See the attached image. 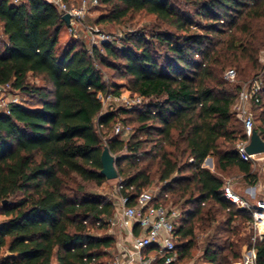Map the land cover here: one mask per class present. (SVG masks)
Here are the masks:
<instances>
[{"label": "trees", "instance_id": "1", "mask_svg": "<svg viewBox=\"0 0 264 264\" xmlns=\"http://www.w3.org/2000/svg\"><path fill=\"white\" fill-rule=\"evenodd\" d=\"M182 1L98 0L109 9L95 24L147 12L165 29L152 30L150 38L127 33L121 46L88 48L79 39L61 44L66 24L49 1L0 0V84H11L23 100L0 113V264H104L112 257L114 202L82 184L107 181L101 172L105 146L117 160L116 180L131 197L165 182L156 198L181 213V262L202 232L209 264H231L240 242L255 248L257 264H264L253 209L224 196V172L231 168L252 186L259 180L252 162L237 152L246 140L233 110L242 86L225 74L243 65L259 69L255 75L263 71L264 0ZM105 69L126 79L142 103L104 110L99 93L109 94L114 78ZM31 76L43 85L31 83ZM259 105L262 123L255 130L264 140V92ZM132 123L128 139L114 133L117 124ZM210 156L215 171L203 166ZM240 219L252 233L224 240L237 232L231 226Z\"/></svg>", "mask_w": 264, "mask_h": 264}, {"label": "built area", "instance_id": "2", "mask_svg": "<svg viewBox=\"0 0 264 264\" xmlns=\"http://www.w3.org/2000/svg\"><path fill=\"white\" fill-rule=\"evenodd\" d=\"M13 1L17 3L20 0ZM47 1L58 9L62 17L70 14V24L67 25L69 32L77 39H81L82 34H85L91 48L120 41L123 37L122 34L117 36L105 31L98 24L86 22L90 11L98 6V0H78L76 4L72 3L73 0ZM235 77L236 71L233 69L225 74V78L229 81H235ZM263 92L264 68L242 86L235 103V112L242 121L246 133V140L237 144V152L244 161H252L254 157L248 154L246 147L255 130L252 106L261 103ZM109 95L107 94L108 98ZM99 98L102 100L104 93H99ZM142 101L141 96H136L127 103L137 105ZM13 104H22L20 95L11 84H0V113H9ZM114 133L128 136L130 129L117 124ZM117 191L119 197L114 202L115 212L108 222V233L117 239L116 253L109 264H182L177 250L176 236V226L181 218L179 209L170 203L159 202L156 194L151 190H142L135 197H131V190L125 189L121 179H118ZM224 196L239 208L253 209L256 237L263 240L264 231L261 226L264 225V199H257L254 204L243 199L234 191L231 180L226 181ZM256 237L253 240H256ZM245 264H257L255 248L249 247Z\"/></svg>", "mask_w": 264, "mask_h": 264}, {"label": "rangeland", "instance_id": "3", "mask_svg": "<svg viewBox=\"0 0 264 264\" xmlns=\"http://www.w3.org/2000/svg\"><path fill=\"white\" fill-rule=\"evenodd\" d=\"M179 5H181V2L183 3L182 0H176ZM109 8H104L98 5V7L93 8L89 15L86 17V22L88 23H94L95 20L101 15L102 13H106ZM109 12V11H108ZM200 23H203V21H200ZM102 29H104L107 32L116 34L117 36L119 34H122L123 36L127 33H133V32H144L148 34V38H150V32L152 30H157L160 28L165 29V25L160 22L154 15L148 14L147 12H139V13H131L128 15L122 22L116 23V22H111L108 24L104 25H99ZM160 26V28H158ZM192 31L199 32L200 30L198 29L197 26L192 28ZM77 38L69 32L67 29V26L63 28V31L61 32L60 35V42L64 46L68 42H72L73 40H76ZM80 41H83L86 43L88 48H91V45L88 41V38L86 37L85 34H82ZM113 43L117 44L118 46H121L120 41H114ZM263 59H264V48L260 50L259 55H258V62L260 64V69L263 67ZM236 71V77L235 81H230L232 84H238L243 86L247 82H249L255 74L258 72L259 69H254L252 66H242V69L240 71L234 69ZM105 71L108 73L109 77H114L110 81V92H109V98L107 94H104V110H116L118 108H133L135 105H128L127 101H132L137 94H135L129 87L128 81L126 79H120L116 77V74L114 70H107ZM228 71V70H227ZM30 82L33 84L37 85H43V81L40 78H34L30 77L29 78ZM19 94V93H18ZM20 95V94H19ZM103 95V94H102ZM21 97V95H20ZM21 101L23 103L22 97ZM34 101L29 100L28 104L32 105ZM253 112H254V122L255 126H260L261 125V113L263 111V108L258 105V106H252ZM235 111V107L233 109ZM236 113V112H235ZM236 119H238V122H242L240 118L235 114ZM135 124L132 123L130 126L125 127L130 129V134L132 132V127ZM130 134L127 135H122V138L128 139ZM209 158L212 159L214 163V158L213 156H210ZM252 162V172L255 173L258 177V186L264 185V153L256 154L253 157ZM204 167L209 168L212 171H215V165L211 166L207 160H205ZM225 174V180H231L233 184H235V188L238 192L241 194L245 193V189L248 187L252 186L248 184V182L245 181L244 179V174L240 172L236 168H231L227 171L224 172ZM85 185L86 189L89 192H93L96 194L104 195L109 198L112 202H116L118 200L117 197H119V192L117 191V184L118 181L116 179L114 180H107L101 185H97L95 183H82ZM165 185V182H159V181H154L152 185L146 188V190H151L153 191L156 195L158 194L159 190L161 189L162 186ZM246 194V193H245ZM249 197V196H247ZM246 198V197H245ZM249 200H254L251 196L248 198ZM264 199V197L262 198ZM254 202V201H253ZM115 212V211H114ZM4 216L0 214V223L3 222ZM231 228L237 229L236 233H229L230 235H224V240L226 238H230V240L238 241L240 238L246 237L248 234H251L253 229L252 226L248 222H242L241 219L237 220L232 223ZM262 230L264 231V227H262ZM105 231H100V234H104ZM106 233V232H105ZM229 236V237H228ZM204 234L202 232H199V242L197 248H195L192 253L191 257L186 261L188 264H209L207 260L204 258ZM239 252L240 256L238 259L234 260L231 262V264H245V258L249 249V244L248 242H240L239 243ZM116 253V246L115 248L111 251V253ZM113 256V255H112ZM112 260L111 258H105L103 259L104 264H109ZM184 263V262H183Z\"/></svg>", "mask_w": 264, "mask_h": 264}, {"label": "water", "instance_id": "4", "mask_svg": "<svg viewBox=\"0 0 264 264\" xmlns=\"http://www.w3.org/2000/svg\"><path fill=\"white\" fill-rule=\"evenodd\" d=\"M62 19L64 22L69 25L71 16L70 14H65ZM246 151L250 155H256L264 153V140L257 132L254 130L250 139V143L246 147ZM208 163L213 166V161L211 158L206 159ZM116 157L111 153L107 146L104 147L101 154V163H102V174L106 177L107 180H114L119 178L118 172L116 170ZM6 203V202H5Z\"/></svg>", "mask_w": 264, "mask_h": 264}, {"label": "crops", "instance_id": "5", "mask_svg": "<svg viewBox=\"0 0 264 264\" xmlns=\"http://www.w3.org/2000/svg\"><path fill=\"white\" fill-rule=\"evenodd\" d=\"M78 2V0H73V2L72 3H74V4H76ZM98 7V6H97ZM94 8H96V7H94ZM88 22V21H87ZM66 24V23H65ZM66 26H67V24H66ZM65 26V27H66ZM67 29H68V27H67ZM63 31V30H62ZM61 35V34H60ZM214 164V163H213ZM233 189H234V191L238 194V195H240L243 199H245V200H248V201H250L251 203H255V201L257 200V199H262L263 197H264V185H262V186H258V184H256V185H253V186H250V187H248L247 189H245V193L244 194H241L240 192H238L237 190H236V188H235V184H233ZM247 196H251L254 200H249L248 198L249 197H247ZM246 197V198H245ZM254 201V202H253ZM116 238V237H115ZM116 241H117V239H116ZM112 260H113V258L115 257L114 256V253L112 252ZM112 260H111V262H112ZM182 264H188V263H183L182 262Z\"/></svg>", "mask_w": 264, "mask_h": 264}, {"label": "bare ground", "instance_id": "6", "mask_svg": "<svg viewBox=\"0 0 264 264\" xmlns=\"http://www.w3.org/2000/svg\"><path fill=\"white\" fill-rule=\"evenodd\" d=\"M264 227V225L261 226V228Z\"/></svg>", "mask_w": 264, "mask_h": 264}]
</instances>
